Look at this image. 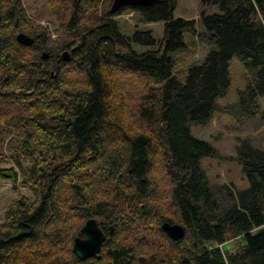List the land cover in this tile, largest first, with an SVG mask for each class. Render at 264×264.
I'll list each match as a JSON object with an SVG mask.
<instances>
[{
    "label": "trees",
    "instance_id": "1",
    "mask_svg": "<svg viewBox=\"0 0 264 264\" xmlns=\"http://www.w3.org/2000/svg\"><path fill=\"white\" fill-rule=\"evenodd\" d=\"M96 2L71 0L70 11L56 13L59 20L67 17L61 20L65 29L81 31L76 46V39L60 46L71 52L64 59L47 46L48 31L30 23L22 0H0V119L6 124L0 143L18 129L11 157L33 181L32 196L12 200L0 220V264H264V150L246 141L237 148L247 188L213 187L200 161L215 149L190 129V123H206L226 93L233 56L254 74L239 104L264 95V0H200L198 21L174 17L176 0L109 9L103 16L90 11ZM211 5L219 10L208 13ZM125 9L147 22L162 21V39L148 29L122 33L114 17ZM20 31L32 44L17 41ZM188 32L209 49L179 78L173 53L184 49ZM121 71L149 83L135 104L138 130L125 125L119 103L130 104L118 96L114 80ZM158 161L185 234L169 239L171 252L157 258L114 238L131 219H144L148 207L158 218L152 179ZM8 170L0 173L17 181V172ZM96 185L104 188L100 197ZM90 217L113 230L99 254L79 259L73 239ZM230 239L240 241L232 251L225 247Z\"/></svg>",
    "mask_w": 264,
    "mask_h": 264
},
{
    "label": "rangeland",
    "instance_id": "2",
    "mask_svg": "<svg viewBox=\"0 0 264 264\" xmlns=\"http://www.w3.org/2000/svg\"><path fill=\"white\" fill-rule=\"evenodd\" d=\"M22 1L33 27L38 30L44 29L48 31L47 46L49 48L52 47V49L57 48L58 51L56 52L61 57L64 52H67L68 57H70V50L68 48L62 50L60 46L69 39H76V42L72 44L76 46L81 31L71 28L65 29L61 20H66L67 17L61 16L59 20L56 13L64 11V9L70 11L71 0ZM112 1L97 0L94 8L90 9V11L96 12L98 16H103L110 9ZM201 7L200 0H176V7L172 14L174 17H184L198 21ZM205 9L208 13L219 10L216 5L206 6ZM114 18L118 21L120 30L124 34L130 35L136 29H148L156 40H160L163 37L164 23L162 21L147 22L140 13L134 10L125 9ZM87 26H90V24L88 23ZM201 30V26L198 25L197 31ZM184 39V49L173 53L174 74L179 78H182L190 64L199 62L209 49V44L197 34L185 33ZM133 47L137 50L144 49L140 45ZM69 65L72 66L73 63L71 62ZM69 68L67 67L65 70ZM228 71L230 75L228 89L223 96L217 98L211 118L204 124L190 123V129L194 135L207 140L215 149L212 156L203 157L200 161V166L206 175L208 183L213 187L228 185L233 189L243 190L248 187V181L236 158L237 148L246 141L264 150V95L258 96L256 101L248 106H241L238 102L239 92L253 81V71L247 68L237 56H233L230 59ZM121 72L124 73H120L114 80L118 88L116 93L120 97H126L130 104L125 107L123 103H119L123 107L121 110L123 117H125V125H132L133 130H138L140 125L135 121V104L138 103L142 92L146 88L148 89L149 83L139 75L125 71ZM62 76L65 79L68 78L65 72ZM76 76L80 77L79 74ZM120 97L118 99H121ZM2 127H6V124L4 119L1 118L0 129ZM17 131L18 129H13L8 132V135L0 143V170L9 169L5 172L12 174L16 171L18 174V180L14 182L8 176L0 173V220L3 217L5 208L12 200L22 195L32 196L33 194V181L29 178V173L21 171L20 167L15 164L13 157H11L13 156L12 152L15 145L12 134L15 135ZM22 166L26 167L27 165L23 162ZM56 170L57 168L48 170V175L52 176ZM152 179L155 183L154 186L157 188L155 196L159 197V199L153 201L158 218L157 216L154 217V215L149 216L151 208L148 207L149 209L144 213V219L140 221L131 219V224L128 228H123L125 225L121 224L123 229L119 231L114 239L124 242L126 245L136 246L140 250L139 254L145 257L154 255L158 258L161 257L162 251L165 253L171 252L168 240L172 239L165 232L163 234L160 228L161 224L165 221L170 224H179L180 222L177 220L178 216L174 207L169 202V184L164 174V167L159 161L154 166ZM92 189L96 191L98 197H100L101 192H104V188H100L97 185L93 186ZM107 197L114 201L113 195L107 194ZM120 207L119 203L117 205L118 210H120ZM124 214V217H133L130 212H125ZM97 219L100 220L99 218ZM239 242L238 240L230 239L225 247H229V251H232L236 249ZM176 253L174 252L172 257H175Z\"/></svg>",
    "mask_w": 264,
    "mask_h": 264
},
{
    "label": "water",
    "instance_id": "3",
    "mask_svg": "<svg viewBox=\"0 0 264 264\" xmlns=\"http://www.w3.org/2000/svg\"><path fill=\"white\" fill-rule=\"evenodd\" d=\"M156 1L158 0H113L110 11L114 12L123 6H148ZM16 39L23 45H30L33 42V38L22 31L16 34ZM42 55L44 58L47 57L46 52H43ZM62 58L67 59L68 53L64 52ZM105 226V222L95 217L86 219L73 239L72 251L77 258L83 259L99 254L106 236L111 235L113 230V227L110 225L108 230L105 231ZM160 228L173 240L179 239L185 234V228L181 223L170 224L165 221L161 224Z\"/></svg>",
    "mask_w": 264,
    "mask_h": 264
},
{
    "label": "built area",
    "instance_id": "4",
    "mask_svg": "<svg viewBox=\"0 0 264 264\" xmlns=\"http://www.w3.org/2000/svg\"><path fill=\"white\" fill-rule=\"evenodd\" d=\"M219 246H221V244H219Z\"/></svg>",
    "mask_w": 264,
    "mask_h": 264
},
{
    "label": "flooded vegetation",
    "instance_id": "5",
    "mask_svg": "<svg viewBox=\"0 0 264 264\" xmlns=\"http://www.w3.org/2000/svg\"><path fill=\"white\" fill-rule=\"evenodd\" d=\"M105 229V228H104Z\"/></svg>",
    "mask_w": 264,
    "mask_h": 264
}]
</instances>
